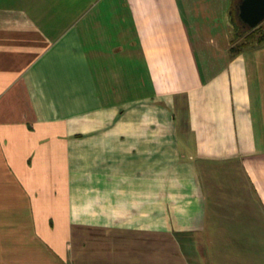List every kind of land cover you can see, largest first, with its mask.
Segmentation results:
<instances>
[{
	"label": "crops",
	"instance_id": "0c3cea01",
	"mask_svg": "<svg viewBox=\"0 0 264 264\" xmlns=\"http://www.w3.org/2000/svg\"><path fill=\"white\" fill-rule=\"evenodd\" d=\"M200 1L0 0V264H264V43Z\"/></svg>",
	"mask_w": 264,
	"mask_h": 264
},
{
	"label": "trees",
	"instance_id": "16d2710c",
	"mask_svg": "<svg viewBox=\"0 0 264 264\" xmlns=\"http://www.w3.org/2000/svg\"><path fill=\"white\" fill-rule=\"evenodd\" d=\"M239 3L240 0H231V5L229 9L232 24L234 26V31L236 32V36L234 37V40H239L240 38L243 37L244 40L246 41V44H243V46H247V44L249 45L251 43L254 44L256 42L264 43V28L262 25L254 29H249L245 27V25L240 21L238 17Z\"/></svg>",
	"mask_w": 264,
	"mask_h": 264
},
{
	"label": "water",
	"instance_id": "95a60500",
	"mask_svg": "<svg viewBox=\"0 0 264 264\" xmlns=\"http://www.w3.org/2000/svg\"><path fill=\"white\" fill-rule=\"evenodd\" d=\"M238 17L249 29L264 22V0H240Z\"/></svg>",
	"mask_w": 264,
	"mask_h": 264
},
{
	"label": "rangeland",
	"instance_id": "374dc122",
	"mask_svg": "<svg viewBox=\"0 0 264 264\" xmlns=\"http://www.w3.org/2000/svg\"><path fill=\"white\" fill-rule=\"evenodd\" d=\"M193 1V0H192ZM211 2L213 1V0H210ZM181 2H183V1H181ZM202 1H200V0H195V6H199V5H201V4H204L203 2L201 3ZM182 4H184V3H182ZM217 5V7L215 8V14L217 13V10L219 9L218 7H219V4H216ZM228 5V4H227ZM230 5H231V0H230ZM187 6H189L187 3L185 4V8L187 7ZM230 9V7H229V5H228V7H226L225 8V17L224 16H220V17H217V18H213L211 21L212 22H214V20H216L214 23H215V25L218 27H220V29H223V28H228V29H232L231 31V33H230V38L233 40L234 39V37L236 36V32L234 31V26H233V24H232V20H231V15H230V13H229V9ZM212 10H213V5H212ZM262 26H263V28H264V22L261 24ZM203 259H201V258H199V259H196V258H185L184 256H180V258H179V264H203ZM205 264H207V263H205Z\"/></svg>",
	"mask_w": 264,
	"mask_h": 264
}]
</instances>
